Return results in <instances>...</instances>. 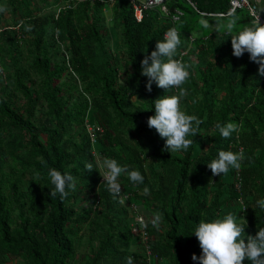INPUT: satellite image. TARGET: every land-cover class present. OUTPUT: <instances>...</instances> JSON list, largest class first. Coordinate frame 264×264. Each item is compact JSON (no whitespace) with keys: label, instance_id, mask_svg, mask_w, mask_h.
<instances>
[{"label":"trees","instance_id":"trees-1","mask_svg":"<svg viewBox=\"0 0 264 264\" xmlns=\"http://www.w3.org/2000/svg\"><path fill=\"white\" fill-rule=\"evenodd\" d=\"M6 2L0 15L8 12L14 22L0 28V264L7 256L21 264H78L77 246L86 232L99 243L86 264H126L129 256L133 264H145L141 247L130 250L136 244L131 209L109 192L99 169L85 170L86 162L96 164L90 114L105 130L98 136L102 159H116L144 176L143 184L125 177L123 185L133 189L148 215H162L150 234L152 252L163 262L198 264L192 256L202 250L194 232L202 219L241 215L253 236L264 227V209L256 204L264 199V76L248 53L233 55L230 37L252 25L244 10L235 12L229 33L214 26L227 23L229 17L218 14L228 13L230 0H170L168 14L148 8L141 21L132 0ZM175 11L182 12L177 21ZM110 27L117 35L115 50ZM172 27L181 33L175 58L191 66L180 86L187 93L180 108L202 123L197 134L187 135L193 141L187 150L170 153L147 121L155 115L156 99L179 90L153 83L149 93L141 62ZM229 122L240 131L225 139L216 125ZM131 129L143 133V144L127 138ZM240 149L246 157L241 168L213 176L207 164L221 150ZM50 167L76 177L75 191L63 201L59 194L50 197ZM86 189L94 192L90 207L78 201Z\"/></svg>","mask_w":264,"mask_h":264},{"label":"clouds","instance_id":"clouds-1","mask_svg":"<svg viewBox=\"0 0 264 264\" xmlns=\"http://www.w3.org/2000/svg\"><path fill=\"white\" fill-rule=\"evenodd\" d=\"M194 5V4H193ZM0 8V12L6 11ZM254 15H257L254 13ZM229 17L226 24H215L216 31L226 28L229 33L236 26L237 18L234 10L227 13ZM200 23L209 27L208 20H201ZM233 55L237 58L248 53L250 60L259 65V75L264 76V24L261 23L260 15L252 22V25L243 27L238 34L231 35ZM181 45V33L177 28H170L164 35L162 41H157L156 48L151 55H145L141 62L144 77L148 78L146 90L151 93L153 83L167 92L178 89V93L165 95L154 101L155 115L148 118L149 129H155L162 139H166L164 150L172 153L177 150H187L193 143L187 139L189 133L197 134L202 123L195 115H187L181 111V101L187 95L186 90L180 86L190 77V65L182 60L176 59L178 47ZM221 136L225 139L231 137L233 133H239L240 125L229 122L226 125L217 124ZM94 155V154H93ZM246 157L244 152L223 151L218 154L217 159H213L207 167L213 176H221L229 171V168L240 169ZM96 161V159H95ZM99 169L104 183L113 196L121 192L119 177L126 174L129 180L140 185L144 183V176L141 172L130 170L129 165L121 166L116 159L103 158L97 160L94 166L91 162L85 163V170L92 172ZM48 176L51 184L50 197L59 198L63 201L69 196L70 191L76 189V177L68 172L50 167ZM122 181V180H121ZM103 183V184H104ZM145 194L149 189H143ZM256 204L264 209V199H259ZM162 220L161 214H156L153 224ZM248 221L244 216L237 217L235 214H226L224 218L206 222L200 220L194 235L199 241L202 254L197 257L193 254V261L198 264H244L247 259L250 264H264V227H259L256 235H247L245 229ZM126 264H133L131 256L126 257Z\"/></svg>","mask_w":264,"mask_h":264},{"label":"built area","instance_id":"built-area-1","mask_svg":"<svg viewBox=\"0 0 264 264\" xmlns=\"http://www.w3.org/2000/svg\"><path fill=\"white\" fill-rule=\"evenodd\" d=\"M75 1V0H74ZM83 1V0H80ZM170 0H141L140 2H136L135 0H132L134 3L135 8V15L138 21L142 20L143 17V11L148 8H153L156 6H159L161 10L168 14L169 8H168V2ZM260 0H230V9L229 11L234 10V13L239 10H244L250 17L253 18V21L257 18V15H260L261 23L264 24V16L260 13ZM60 9L58 10V12ZM228 11V12H229ZM257 14V15H254ZM182 15L181 11H175V13L172 16L173 21H177L179 17ZM227 14H218V16H225ZM191 40V43L194 41V37H189ZM184 52L183 54H185ZM87 129L90 135L91 144L93 147V154L95 156L96 161L101 160V155L97 156L96 154V144H98V136L102 135L104 133V127L103 125L99 123L90 124L89 120L87 121ZM241 150V149H240ZM100 171V170H99ZM235 186L237 189H240V180H239V172L235 173ZM102 181L103 177L101 176ZM121 184V192L118 195L122 200H124L126 207L130 208L133 213V219L134 224L136 225V231L138 233V242L141 244V248L143 252L145 253V263L146 264H153L155 261H160V258L155 256L152 252L151 248V241L154 239V237L150 234V230L152 228H158L159 223L153 224L152 221L155 220V217H148L146 214H144V211H140V205L138 202V199L134 198V192L133 189L130 187H125L123 185V182L121 179H119ZM99 202V201H98ZM240 203L242 205V208L245 209L243 201L240 200ZM97 205V203H96ZM134 234V233H133ZM135 235V234H134ZM136 236V235H135Z\"/></svg>","mask_w":264,"mask_h":264},{"label":"rangeland","instance_id":"rangeland-1","mask_svg":"<svg viewBox=\"0 0 264 264\" xmlns=\"http://www.w3.org/2000/svg\"><path fill=\"white\" fill-rule=\"evenodd\" d=\"M31 3H35L37 4V0H30ZM6 0H3L0 2V5H6ZM61 5H65L66 3L65 2H62L60 3ZM58 9V8H57ZM109 9V8H108ZM260 12H261V15L263 16L264 15V0H260ZM107 15L109 17V20L112 21L111 19V13H110V10H107ZM14 18H12V16L8 13V12H5L3 14L0 15V28H5V27H12V26H9V25H12L14 20ZM12 29V28H11ZM113 45L115 46L116 43H118L116 37H115V31L113 29ZM116 39V40H115ZM190 47V46H189ZM189 49V48H188ZM133 100H137V98H133ZM91 118L88 117V120L90 122V124H95L97 123L95 116L90 114ZM139 132L135 131L134 129H131L128 134H127V138L133 142V140H135L137 137L138 139L140 140V137L137 135ZM140 134V133H139ZM143 135V134H141ZM144 138V137H143ZM137 143H139L138 140H136ZM144 141V139H143ZM100 145L99 144H96V154L97 156L101 155V160H102V153L100 152ZM99 148V149H98ZM120 179V178H119ZM124 183V182H123ZM125 185V184H124ZM94 196V192L93 191H89V190H83V192L80 193L79 195V198H78V201H79V204L82 205V206H85V207H90L91 204L90 202L92 203V201L88 200L90 197L93 198ZM122 201V204L125 205V202L124 200H121ZM139 205H140V211L143 210V206H142V203L139 202V199H138V202ZM96 205H94V208H95ZM126 206V205H125ZM145 214V212H144ZM131 216V215H130ZM150 216V215H149ZM148 216V217H149ZM131 218H133L131 216ZM154 218V217H152ZM131 225H132V233H134L136 235V237H138V233L136 231V225L134 224V219L131 220ZM104 229L102 228V231ZM133 234V235H134ZM253 234V233H252ZM141 243V242H140ZM139 242H137L136 244H132L130 250L132 251H136V250H140L141 251V244ZM98 239L95 238V237H91L87 232L84 234L83 238L80 240L78 246H77V255H76V261L78 264H86V261L88 260V257L90 255V251L91 249L93 248H96L98 246ZM143 250L141 251V254H143ZM22 260L20 258H15L14 256H7L5 258V264H21ZM146 264V263H145ZM153 264H168V262L161 260L160 261H155ZM245 264V262H244Z\"/></svg>","mask_w":264,"mask_h":264},{"label":"crops","instance_id":"crops-1","mask_svg":"<svg viewBox=\"0 0 264 264\" xmlns=\"http://www.w3.org/2000/svg\"><path fill=\"white\" fill-rule=\"evenodd\" d=\"M107 10H109L108 7L105 8V14H106L107 19L109 20V17H108V15H107ZM110 13H111V11H110ZM108 23H110V22L108 21ZM110 30H111V31H110V33H111V46H112L113 50H115V49L117 48V46H118V45H117L118 43H116L115 46L113 45V40H112V39H114V38H113V36H112V35H113V32H112L113 29H112V27H110ZM115 37H116V39H117V35H116V33H115ZM116 39H115V40H116ZM117 41H118V40H117ZM94 116H95V115H94ZM94 119H96V117H95ZM134 130L137 131V132H139V131L136 130V129H134ZM139 133H140V134H139ZM139 133H138L137 135H138L139 137L141 136V137H140V140L138 139V137H137L135 140H133V142H134L135 144H143V143H144V141H143V139H144V138H143V135H141V134H143V133H141V132H139ZM136 140H138L139 143H137ZM100 146H101V145H100ZM100 148H101V147H100ZM98 149H99V148H98ZM125 177H127V175L124 174V173H122L121 176H120L119 178H120V179L122 180V182H123V178H125ZM139 202L142 203V201H141L140 199H139ZM142 206H143V205H142ZM143 211H144V210H143ZM144 212H145V211H144ZM145 214H146L147 216H149L147 212H145ZM149 217H152V216H149ZM134 236H135V235H134ZM134 239H135V240H134V243H137V242H138V237L135 236Z\"/></svg>","mask_w":264,"mask_h":264}]
</instances>
